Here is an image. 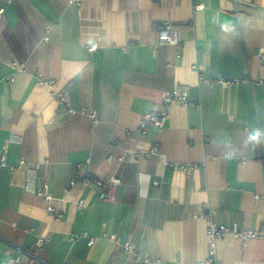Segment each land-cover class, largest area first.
Returning <instances> with one entry per match:
<instances>
[{
	"label": "crops",
	"instance_id": "crops-1",
	"mask_svg": "<svg viewBox=\"0 0 264 264\" xmlns=\"http://www.w3.org/2000/svg\"><path fill=\"white\" fill-rule=\"evenodd\" d=\"M0 7V264L17 252L25 261L36 240V264H137L124 242L157 264H197L208 252L206 215L264 230V0ZM165 21L178 45L158 43ZM199 73L251 82L209 85ZM39 77L54 84L40 86ZM175 87L187 90L189 104L170 105L161 127L142 132L141 116ZM51 90H66L68 107L94 109L99 122L69 114ZM19 160L38 167L10 170ZM76 164L80 173L119 177L112 200L95 187L68 188ZM43 183L57 217L36 194ZM214 264H264V239L241 247L227 233Z\"/></svg>",
	"mask_w": 264,
	"mask_h": 264
},
{
	"label": "built area",
	"instance_id": "built-area-1",
	"mask_svg": "<svg viewBox=\"0 0 264 264\" xmlns=\"http://www.w3.org/2000/svg\"><path fill=\"white\" fill-rule=\"evenodd\" d=\"M4 3H10L12 0H2ZM203 5H197L198 8H202ZM3 8L0 7V15L2 13ZM157 39L158 43L163 44H174L178 45V37H177V29L174 25L165 21L162 22L157 27ZM44 40H48L47 37H44ZM89 52H93L98 48L95 44H88L86 46ZM257 57L262 64H264V48L259 50L257 53ZM19 70L23 69L21 64H14ZM198 82L205 84H220L222 86H230L235 84H240L243 82H251L250 77H242V78H225L221 76L210 77L206 76L202 73L198 74ZM37 84L40 86L52 87L54 84V80L47 77H39L37 79ZM51 96L59 105L66 106V110L69 114H73L76 112L86 114L91 122V125L94 126L99 122L97 112L94 109L86 110L85 108H81L80 110H75L71 107L67 106L68 100V92L66 90L54 91L51 90ZM190 102L188 98V92L186 89L181 87H175L168 92H163L160 95L159 104L160 106L154 108L141 116L139 122V129L143 132L149 126L161 127L164 124L165 118L168 116V109L172 104H182L188 105ZM153 151H157V148H154ZM110 159V156L108 157ZM264 159V158H262ZM5 161L3 158H0V166H5ZM80 164H76L74 170L72 172L71 178L69 180L68 188H73L77 186L81 187H95L99 190V198L102 200H112L113 198V189L114 186L118 185L120 182V178L117 176H109L107 178H97L92 176L89 172H79ZM38 164H28L25 160H19L16 164H11L9 166L10 170H15L16 168H24L25 170L36 169ZM157 180H152L153 185H158ZM47 188V184L43 183V186L40 190L36 191V194L43 197L47 202V210L52 214V216H59V212L57 211L55 205L51 204V201L54 198L45 190ZM59 202L60 200H55ZM76 206L80 207L83 205V201H78L75 203ZM207 224L206 225V238H207V257L205 260L198 262L197 264H214L215 255H216V246L217 240L225 234H231L240 244L241 247H245L249 240L253 239H264V230H256L250 228H241L237 225V223L224 224L217 223L210 218L209 215H206ZM80 236L75 235L72 239H78ZM102 238H106L110 241L116 242L118 241L117 236L115 234H107L103 232L101 234ZM94 238H88V244H92ZM42 245V240H36L33 244V250L28 253L27 259L25 261L21 258V252H17L13 255H8L7 264H36L37 263V251ZM122 251L129 255H133L137 264H157L158 260H153L148 256H140V254L136 253L132 244L130 242H124L121 244Z\"/></svg>",
	"mask_w": 264,
	"mask_h": 264
}]
</instances>
